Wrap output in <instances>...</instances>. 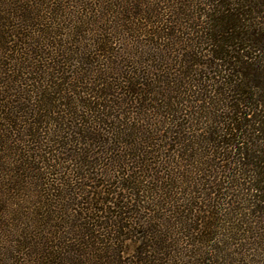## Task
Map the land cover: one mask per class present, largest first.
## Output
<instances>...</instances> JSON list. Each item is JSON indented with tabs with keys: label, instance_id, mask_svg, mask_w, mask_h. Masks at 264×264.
Listing matches in <instances>:
<instances>
[{
	"label": "trees",
	"instance_id": "obj_1",
	"mask_svg": "<svg viewBox=\"0 0 264 264\" xmlns=\"http://www.w3.org/2000/svg\"><path fill=\"white\" fill-rule=\"evenodd\" d=\"M159 2L0 0L4 264H264V0Z\"/></svg>",
	"mask_w": 264,
	"mask_h": 264
},
{
	"label": "rangeland",
	"instance_id": "obj_2",
	"mask_svg": "<svg viewBox=\"0 0 264 264\" xmlns=\"http://www.w3.org/2000/svg\"><path fill=\"white\" fill-rule=\"evenodd\" d=\"M145 2H150L152 4H156V6H159V8H164V7H167V3H166V6L163 5L161 2V0H144ZM163 1V0H162ZM90 6V5H89ZM150 6V4H149ZM77 7L75 6L74 10H76ZM78 10H76L77 12ZM77 14V13H76ZM78 15V14H77ZM107 16V15H106ZM105 16V18H106ZM111 24V23H110ZM105 24H103V21L102 23H100L97 26H95V29L96 30H101V26H104ZM134 23H129L128 24V27L125 26V27H120L121 30H118V35H117V42L118 44H125L127 46H133V49L135 48H140L142 50H147V52L152 49H154V45L146 42L147 39L143 36H140V34H138L137 32H134L133 30H131V28L133 27ZM141 41V42H140ZM180 42H182V44H179L178 47H176V52H172L171 53V57L174 58L175 61L179 62L178 60H176V58H183L182 55H186V48H188L185 44H183V42H185V40H181ZM120 48H122V46H119ZM131 49V47H129ZM185 50V51H184ZM127 54H124L122 56H126ZM131 58V56L129 57V59ZM181 69V68H180ZM198 70L197 73H202L205 71L204 68H201V67H197L196 68ZM201 70V71H199ZM212 73V72H211ZM207 74V76L209 77H212V74ZM208 77V78H209ZM5 187H2L0 186V191H4ZM4 194V193H2ZM5 196V195H4ZM4 200H5V197H3ZM5 263V219H4V222L2 220V223H0V264H4Z\"/></svg>",
	"mask_w": 264,
	"mask_h": 264
}]
</instances>
